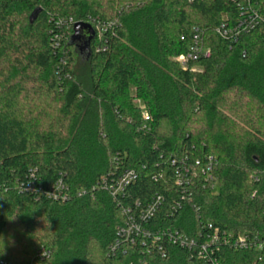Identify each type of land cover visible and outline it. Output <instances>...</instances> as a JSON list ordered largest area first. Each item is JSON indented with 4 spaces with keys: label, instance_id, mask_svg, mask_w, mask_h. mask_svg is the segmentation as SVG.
<instances>
[{
    "label": "trees",
    "instance_id": "obj_1",
    "mask_svg": "<svg viewBox=\"0 0 264 264\" xmlns=\"http://www.w3.org/2000/svg\"><path fill=\"white\" fill-rule=\"evenodd\" d=\"M248 4L264 14V0H0V264H28L42 247L51 252L45 264H200L188 249L164 244L162 257L152 241L119 233L123 208L135 213L156 195L165 202L153 231L191 235L211 223L264 232V33L229 41L215 31L237 23ZM65 15L107 26L74 41L75 27L68 39L60 26ZM194 27L206 32L211 54L185 69L176 58L189 51ZM77 54L86 80L71 68ZM30 72L59 100L49 124L21 101ZM134 96L151 115L146 131ZM183 157L214 158L218 187L194 184L173 209L177 188L151 176H171V162ZM124 168L139 179L114 198L103 179ZM58 180L65 202L25 189ZM261 254L224 249L219 257L264 264Z\"/></svg>",
    "mask_w": 264,
    "mask_h": 264
},
{
    "label": "built area",
    "instance_id": "obj_2",
    "mask_svg": "<svg viewBox=\"0 0 264 264\" xmlns=\"http://www.w3.org/2000/svg\"><path fill=\"white\" fill-rule=\"evenodd\" d=\"M259 28L264 33V14L258 8L248 4L241 7L237 23H222L215 31L223 39L236 41L240 36L250 34ZM191 35L189 51L176 58L178 63L185 69H189L192 63L204 57H209L211 54L210 48L207 47L206 32L202 28L194 27ZM182 40H185V37H182ZM134 102L142 110L144 119V123L139 127V130L146 131L149 126L148 122L151 121V115L141 99L134 96ZM115 161L117 162L118 159L116 158ZM170 165L171 176L167 173H155L151 176V180L155 184L165 185L168 189L177 188L179 200L176 203L177 205L173 206V209L175 207L181 208L182 203L188 200V197L193 194L194 184L200 183L203 187H207L210 190H217L218 181L215 176L217 161L214 158H210L207 161L195 160L191 162L188 158L183 157L179 160H173ZM169 177L173 179V182H171ZM252 177H255V175H252ZM138 179L139 174L136 170L124 168L112 182L104 178L102 189L109 191L112 197L117 198L119 195L124 194L126 189ZM25 189L27 192L55 202H65L69 199L68 188L63 180L54 182L48 188L39 187L35 183L30 182ZM84 193L81 192L80 195ZM256 195L257 192L252 194L251 198L254 199ZM164 202L165 197L163 195H156L146 207H142V204L138 201L136 203L138 211L135 213H131V207L123 208V213L128 216V219L124 227H119V233L127 237L137 235L145 241H152L162 257H166L164 244L188 249L200 264H223L219 256L224 249L256 251L258 254L256 260L261 259V253L264 251L263 231L235 233L213 226L211 223H202L200 228L191 235L171 229L151 230L148 224L156 218ZM262 219L264 222V206ZM50 257L51 252L49 249L42 247L38 250L35 258L28 264H45Z\"/></svg>",
    "mask_w": 264,
    "mask_h": 264
},
{
    "label": "rangeland",
    "instance_id": "obj_3",
    "mask_svg": "<svg viewBox=\"0 0 264 264\" xmlns=\"http://www.w3.org/2000/svg\"><path fill=\"white\" fill-rule=\"evenodd\" d=\"M58 18L60 21V26L63 28L62 30L65 37L70 39L73 35L75 25L80 23V21L75 19L74 16L70 15H65ZM24 21L22 19L21 23H25ZM87 24H89L92 29L94 28L100 31H102V29L107 26L95 21H87ZM70 61L71 60L67 58L63 61V63L67 66L70 65ZM71 68H74L77 74H81L84 80H86L88 65L82 55L77 54L74 56V60L71 63ZM30 75L34 78H32V82L30 81V83H28V85L30 84L29 91L22 95L21 101L32 109L35 118L39 117L42 122L49 124L52 121H55L56 117L58 116V111L60 108L59 100L47 89L46 84H43L42 82L34 83L37 80H40L39 73L30 72ZM1 93L2 92L0 90V96Z\"/></svg>",
    "mask_w": 264,
    "mask_h": 264
},
{
    "label": "water",
    "instance_id": "obj_4",
    "mask_svg": "<svg viewBox=\"0 0 264 264\" xmlns=\"http://www.w3.org/2000/svg\"><path fill=\"white\" fill-rule=\"evenodd\" d=\"M75 29H76V34L74 36V41L79 39V35H80L82 30H89L90 34L94 35V31L89 24L77 23L75 25Z\"/></svg>",
    "mask_w": 264,
    "mask_h": 264
},
{
    "label": "flooded vegetation",
    "instance_id": "obj_5",
    "mask_svg": "<svg viewBox=\"0 0 264 264\" xmlns=\"http://www.w3.org/2000/svg\"><path fill=\"white\" fill-rule=\"evenodd\" d=\"M80 36H82V37L84 38V37H87L88 35L85 33V31H82V32L80 33Z\"/></svg>",
    "mask_w": 264,
    "mask_h": 264
}]
</instances>
